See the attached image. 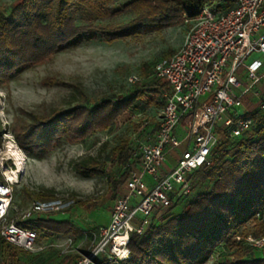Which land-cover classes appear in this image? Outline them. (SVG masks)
I'll use <instances>...</instances> for the list:
<instances>
[{
	"label": "trees",
	"instance_id": "16d2710c",
	"mask_svg": "<svg viewBox=\"0 0 264 264\" xmlns=\"http://www.w3.org/2000/svg\"><path fill=\"white\" fill-rule=\"evenodd\" d=\"M215 1L19 0L0 8V80L83 41L112 43L182 26L204 5ZM220 6L228 8L230 3ZM127 15L132 17L120 20ZM154 66L152 72L144 71L146 81L139 77L134 81L128 94L94 100L76 85L82 100L67 109H52L45 117L35 116L26 131L16 134L18 144L40 152L50 150L61 139L82 141L96 130L111 127L145 98L146 105L161 111L169 83L155 75ZM249 114L254 118L251 129L239 137L219 129L209 162L188 175L190 191L174 199L161 218L152 219L144 233L131 234V258L125 264H207L216 253L220 256L222 247L229 252L212 264H264V254L256 256L257 247L248 243L247 234L241 231L246 224L254 223L264 233V109L255 107ZM148 124L142 129H147L142 141L158 128L157 119L149 128ZM134 142L126 137L112 149L110 164L123 168L114 182L116 186L125 183L137 166ZM75 169L86 177L104 172L94 157L77 162ZM36 196L51 199L54 194ZM41 214L15 221L46 235L82 232L69 218L57 220ZM0 253L8 264H23L31 254L1 233ZM99 264L109 263L101 259Z\"/></svg>",
	"mask_w": 264,
	"mask_h": 264
},
{
	"label": "rangeland",
	"instance_id": "374dc122",
	"mask_svg": "<svg viewBox=\"0 0 264 264\" xmlns=\"http://www.w3.org/2000/svg\"><path fill=\"white\" fill-rule=\"evenodd\" d=\"M18 1L0 0V8ZM131 17L127 15L120 20ZM190 27L191 23L185 21L182 26L140 38L112 43L97 39L83 41L0 80V182L12 187L5 221L22 219L35 200L50 198L37 194L53 193V198L75 202L65 211L41 215L57 220L69 218L82 231L76 235L38 232L37 246L41 249L26 256L23 264H72L93 245L94 233L105 227L115 198L124 188V183L118 186L114 183L123 168L110 164L113 147L126 137L133 142L144 140L147 129L142 130L143 125L149 121V128L161 111L146 105L145 98L111 127L96 130L79 142L61 139L47 151L25 150L18 144L16 134L26 131L35 116L45 117L52 109H67L81 101L83 96L76 85L94 100L128 94L134 85L130 78L136 75L142 82L146 81L144 71L152 72L159 59L173 54ZM258 85L264 96V76ZM254 106L251 95L239 112L243 114ZM176 154L177 151L171 150L167 162ZM88 157L96 158L104 172L89 177L78 173L75 164ZM9 172L14 173V181L8 180ZM34 215L35 212L30 214ZM241 231L247 234L248 243L250 238L264 235L254 223L246 224ZM218 252L220 256L216 253L207 264L229 251L222 247ZM254 254H264V247L255 248ZM0 264H8L1 253Z\"/></svg>",
	"mask_w": 264,
	"mask_h": 264
},
{
	"label": "built area",
	"instance_id": "2783aa9c",
	"mask_svg": "<svg viewBox=\"0 0 264 264\" xmlns=\"http://www.w3.org/2000/svg\"><path fill=\"white\" fill-rule=\"evenodd\" d=\"M230 3L228 8L220 6ZM191 23L181 46L154 66L157 77L166 79L169 90L163 93L165 105L157 117L158 128L145 141L137 140L133 154L137 160L124 188L115 198L110 221L94 233L93 245L75 264H125L133 232L144 233L154 212L168 209L174 199L190 191L188 175L209 162L218 142L219 129L231 137L248 132L254 124L249 114L255 107L264 109V96L258 83L264 76V0H219L204 5ZM139 78L134 75L131 81ZM255 106L245 110L247 97ZM188 119L183 138L179 124ZM189 142L176 163L162 172L167 154ZM147 177H151L150 184ZM12 187L0 182V233L9 242L28 251L37 246L38 231L5 221L11 203ZM74 200L62 198L35 200L33 212L65 211ZM239 238V237H238ZM257 248L264 247V235L250 238Z\"/></svg>",
	"mask_w": 264,
	"mask_h": 264
},
{
	"label": "crops",
	"instance_id": "0c3cea01",
	"mask_svg": "<svg viewBox=\"0 0 264 264\" xmlns=\"http://www.w3.org/2000/svg\"><path fill=\"white\" fill-rule=\"evenodd\" d=\"M183 40H184V39H183ZM183 40H182V43H183ZM182 43H181V44H182ZM259 88H260V87H259V85H258V89H259ZM157 117H158V116H157ZM157 117L155 118V121H156ZM155 121H154V122H155ZM148 122H149V121H148ZM148 122H147V123H148ZM152 124H153V123H151V125H152ZM143 127H144V125H143ZM188 127H189L188 119L183 120V121L179 124V126H178V128H177V133H178V135H179L180 138H183V137L186 135ZM188 143H189V142H184L180 147L174 149L175 151H177V154L173 157V160H172L171 162H167V158H166V160H165V162H164V164H163L162 172L167 171L168 169H170V168L176 163L177 157L179 156V154L181 153V151H182L183 149H185V147L187 146ZM169 153H170V152H169ZM169 153H168V154H169ZM168 154H167V157H168ZM147 178H148L149 183L151 184V183L153 182V179H152L151 177H147ZM165 210H166V209L156 210V211L154 212L153 219L156 220V219L161 218V216H162V214L165 212ZM109 221H110V216H109V219H108L106 222H104L105 226L108 225Z\"/></svg>",
	"mask_w": 264,
	"mask_h": 264
},
{
	"label": "bare ground",
	"instance_id": "6f19581e",
	"mask_svg": "<svg viewBox=\"0 0 264 264\" xmlns=\"http://www.w3.org/2000/svg\"><path fill=\"white\" fill-rule=\"evenodd\" d=\"M7 175H8V180L14 181L15 176H14V173L13 172H9ZM0 201H3V200L0 199Z\"/></svg>",
	"mask_w": 264,
	"mask_h": 264
}]
</instances>
